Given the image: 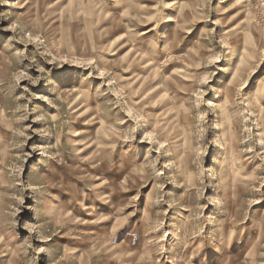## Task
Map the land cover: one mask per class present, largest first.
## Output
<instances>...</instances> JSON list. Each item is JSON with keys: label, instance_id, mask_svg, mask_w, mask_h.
I'll return each mask as SVG.
<instances>
[{"label": "rangeland", "instance_id": "obj_1", "mask_svg": "<svg viewBox=\"0 0 264 264\" xmlns=\"http://www.w3.org/2000/svg\"><path fill=\"white\" fill-rule=\"evenodd\" d=\"M0 264H264V0H0Z\"/></svg>", "mask_w": 264, "mask_h": 264}, {"label": "bare ground", "instance_id": "obj_2", "mask_svg": "<svg viewBox=\"0 0 264 264\" xmlns=\"http://www.w3.org/2000/svg\"><path fill=\"white\" fill-rule=\"evenodd\" d=\"M222 99H221V102L219 101L218 102V105H217V111L219 112V114H220V117H221V119L224 121V122H220V126H222V129H221V131H222V133L224 134V132H225V126H228L229 125V121H227L226 119H228V114H227V111H226V109H225V107H224V104L225 103H223V99H224V97L227 99V97H230V90L227 88V87H225V89H224V91H223V93H222ZM225 100V99H224ZM220 120V119H219ZM219 122V121H218ZM229 135V134H228ZM226 145V144H225Z\"/></svg>", "mask_w": 264, "mask_h": 264}]
</instances>
